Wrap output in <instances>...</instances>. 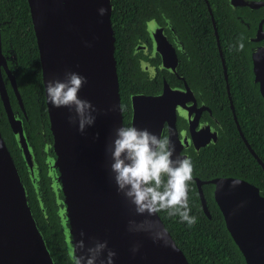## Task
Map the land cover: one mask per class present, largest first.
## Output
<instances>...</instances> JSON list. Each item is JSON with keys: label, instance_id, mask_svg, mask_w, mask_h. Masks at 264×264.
<instances>
[{"label": "water", "instance_id": "water-1", "mask_svg": "<svg viewBox=\"0 0 264 264\" xmlns=\"http://www.w3.org/2000/svg\"><path fill=\"white\" fill-rule=\"evenodd\" d=\"M36 38L43 87L50 79H64L66 71L87 77L78 95L96 105L98 111L93 126L83 134L74 115L66 107L53 108L45 96L49 128L53 136V157L44 164L55 192L62 194L61 220L68 257L76 254L74 244L94 239L107 240L115 251L114 264H191L177 246L171 234L170 243L154 242L146 232L127 230L129 219L137 221L132 206L116 191L109 171V156L105 147L111 142L114 130L123 124L119 84L114 58L115 38L111 25V0H27ZM104 7V15L98 9ZM1 34V25H0ZM0 36V100L9 127L31 180L36 177L33 149L28 143L22 118L10 104L2 78L8 77L17 100V107L26 117L16 82L7 67ZM253 82L264 100V47L252 53ZM3 70V71H2ZM188 91L175 90L164 84L157 95L137 94L131 97V122L138 128H148L167 137L181 156L186 144L176 128L177 110L187 101ZM109 107L114 110L106 111ZM239 134L251 155L264 171V164L251 149L237 124ZM192 143L201 148L207 141L198 142L199 135L191 129ZM239 183L233 185L232 181ZM202 210L210 213L202 185H213V199L232 241L245 264H264V196L252 183L234 177H218L208 181L195 179ZM157 223L165 227L157 214ZM166 228V227H165ZM83 233V236H81ZM139 245L135 253L133 245ZM0 264H54L46 242L28 203L27 191L13 158L0 133Z\"/></svg>", "mask_w": 264, "mask_h": 264}, {"label": "trees", "instance_id": "trees-1", "mask_svg": "<svg viewBox=\"0 0 264 264\" xmlns=\"http://www.w3.org/2000/svg\"><path fill=\"white\" fill-rule=\"evenodd\" d=\"M151 0H111L112 13L111 25L114 31V58L119 84L120 105L123 115V124L131 122V97L137 94L157 95L161 93V79L155 82L142 81L140 65L131 55L133 44L137 35L145 34L144 22L151 17L159 18V13H154L149 8ZM225 0H207L210 8L215 11L224 7H215ZM146 7H141L140 4ZM166 13H185L189 9H205L201 0H175L172 3L165 0L158 2ZM225 13H215L216 19L222 18ZM147 20V21H148ZM179 27L182 18L175 17ZM206 13L205 26H208ZM222 27L225 22L221 21ZM0 25L1 43L3 53L11 56L8 66L15 76L16 87L21 97L26 119L23 126L28 143L33 149L36 167V177L33 182L24 164L14 135L9 127L5 111L0 100V133L13 158L18 173L27 191L28 203L37 226L43 235L47 248L54 264H73L68 257L61 220L58 211L61 208L62 194L55 192L47 175L44 164L46 157H53L51 151L52 140L48 154H43V145L39 148L36 143L35 131L44 127L50 133L49 119L44 97V87L41 76V66L36 38L34 35L27 0H0ZM220 46L223 50L228 74L229 89L233 101L235 115L240 125L241 132L251 149L264 164V101L258 92V85L253 82L251 71L250 52L244 46L237 48L240 41L233 38L231 33L221 28L219 30ZM4 40L7 42L4 45ZM201 42H210L200 51L199 61L195 69H202L205 74H210L205 89L220 91V99H225L222 91L224 81L211 78L212 73L221 75V67L216 51L211 30L208 28L201 36ZM208 55V58L207 56ZM13 56V57H12ZM206 56V58H205ZM232 59V63H228ZM230 62V61H229ZM7 92L11 106L18 110L17 100L7 80ZM227 101V100H226ZM220 112L221 120L226 132L216 144H211L198 154L190 155L193 164L192 176L202 181L218 177H234L244 179L261 191L264 196V171L256 159L249 153L237 131L230 111ZM162 136H165L163 134ZM39 161V163H38ZM220 175V176H219ZM217 176V177H216ZM41 184V185H40ZM211 184L204 185L203 191L211 217L203 213L198 192L194 181H190L188 199L190 214L197 217L196 222L187 225L179 221L178 217H170L165 211L158 213L166 229L171 234L177 246L183 251L191 264H245V261L232 241L225 228L223 217L214 202Z\"/></svg>", "mask_w": 264, "mask_h": 264}, {"label": "flooded vegetation", "instance_id": "flooded-vegetation-1", "mask_svg": "<svg viewBox=\"0 0 264 264\" xmlns=\"http://www.w3.org/2000/svg\"><path fill=\"white\" fill-rule=\"evenodd\" d=\"M159 1L160 0L150 1L149 8H151L154 13H159V18L151 17V20H148V18L145 20V34L143 36L137 35V40L133 44L131 55L140 65L139 73L141 74V77L138 76L140 80L156 82L157 79L160 78L162 83L160 91L163 90L164 84H167L170 88L175 90H181L184 92L188 91L189 94L186 96L187 101L185 102L184 106H182V108L180 107V109L177 110L176 128L179 131V137L187 138L186 144H184L185 147L182 148L181 153L190 157L192 153L198 154L200 150L205 149L207 146L216 144L222 136L226 135L221 116L219 115L220 112L225 110L226 102L227 109L230 111L233 121V115L236 118L231 92L229 89L227 66L223 55V50L220 46L219 30L224 28L228 34L231 33L233 38H238L243 41L244 46H246L248 49V53L251 51L250 63L252 71V53L264 47V3H258L256 0H225L220 4H214L215 7H220V5L224 7L213 11L210 8L207 0H201L205 9H189L185 13L178 14L164 12L162 10V6L158 3ZM166 1L172 3L175 0H165V2ZM140 5L141 7H146L142 3ZM206 13L208 15V26L204 25ZM215 13L221 15L222 13L225 14L222 18L216 19L214 15ZM165 17L168 18L170 24L166 23ZM175 17L182 18L181 27L178 26ZM222 19L225 22L223 27L220 24H217L218 22L221 23ZM153 20H155V23L152 22ZM208 28L211 30L213 42L216 47L219 64L221 67V75H216L213 72L211 78L221 79L224 81V90L222 93L225 99L219 98L221 95L220 91L214 92L213 88H210V90L207 91L205 89V85L207 79H210V74H205V72L200 68L195 69V65L199 61L200 51H202L206 45L211 44L206 40L204 42H201L200 40L202 34H205V31ZM178 43L182 46V50L181 47H178ZM6 45L7 42H5L3 46ZM3 50L4 49L2 48V52ZM206 56L208 58V55ZM9 57L11 59V56ZM9 60H7L8 69ZM141 61L147 62L144 65V70H142ZM229 61L228 63H232L234 60L229 59ZM148 69H154L155 71V76L152 79L148 78ZM10 72L15 79L13 71L10 70ZM4 76L7 77L6 74L2 72V78L7 90ZM13 110L19 115L23 114L21 109ZM234 124L237 128L235 121ZM237 124L240 128L238 121ZM191 129L199 135L198 142L207 141L205 146L201 148L194 147L192 139L190 138ZM49 132L50 133H46L44 127L35 131L38 151L43 145L42 149L44 155L48 154V149L50 146V144H47L46 142H49L50 139L53 142L51 131ZM163 134L167 136L166 124L163 129ZM195 179H200L192 176L191 181H194L195 187L197 189ZM206 184L210 185L209 183H204L201 186L202 191L203 186ZM211 186L213 188L212 184Z\"/></svg>", "mask_w": 264, "mask_h": 264}, {"label": "clouds", "instance_id": "clouds-1", "mask_svg": "<svg viewBox=\"0 0 264 264\" xmlns=\"http://www.w3.org/2000/svg\"><path fill=\"white\" fill-rule=\"evenodd\" d=\"M264 3V0H256ZM98 13L106 12L100 7ZM166 23L170 21L165 17ZM155 23V20L152 21ZM178 47L182 46L179 45ZM244 47L243 41L237 44L238 49ZM146 61H141L142 70ZM155 76L154 69H148V78ZM87 83V77L75 72L66 71L64 79H50L45 84V96L53 108L66 107L74 115H69L70 123H75L77 131L83 134L94 125L98 110L96 105L81 98L78 93ZM114 110L109 107L106 111ZM109 156V171L116 191L132 206L142 220L129 219L127 230L130 232H146L156 242L170 243L165 227L157 223V214L162 210L170 217H178L179 221L192 225L197 217L190 214L188 190L192 180L193 164L188 156L175 153V145L167 136L158 135L148 128H138L133 124H121L116 127L111 142L105 147ZM233 180L232 184H238ZM83 236V233H81ZM139 245H133L135 253ZM76 254L73 264H114L115 251L108 247L107 240L94 239L85 244L78 240L74 244Z\"/></svg>", "mask_w": 264, "mask_h": 264}]
</instances>
